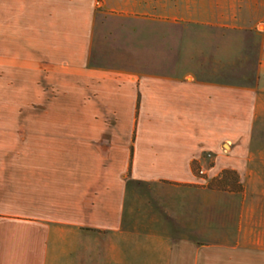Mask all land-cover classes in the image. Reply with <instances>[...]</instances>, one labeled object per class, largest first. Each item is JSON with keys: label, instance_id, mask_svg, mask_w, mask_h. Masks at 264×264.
I'll use <instances>...</instances> for the list:
<instances>
[{"label": "crops", "instance_id": "1", "mask_svg": "<svg viewBox=\"0 0 264 264\" xmlns=\"http://www.w3.org/2000/svg\"><path fill=\"white\" fill-rule=\"evenodd\" d=\"M172 245L264 264V0H0V264Z\"/></svg>", "mask_w": 264, "mask_h": 264}, {"label": "rangeland", "instance_id": "2", "mask_svg": "<svg viewBox=\"0 0 264 264\" xmlns=\"http://www.w3.org/2000/svg\"><path fill=\"white\" fill-rule=\"evenodd\" d=\"M226 178V184L223 182L222 184H215L218 188L222 190H229V191H236L237 185L235 184L236 178L233 174H226L224 175ZM223 177V178H224ZM198 246V251L191 250V248L187 245H172L169 246L170 249L167 251V256L170 259V264L175 263V259H179L180 263L181 260L191 258L192 256L199 257L201 259V262L208 263L209 264H239L240 260H248L252 261V263L256 261H261L262 258L256 256V250L249 251L250 255H241L239 249H229L227 246L230 245H196ZM233 246V245H232ZM196 252V253H195ZM194 254V255H193ZM165 251L164 248H161L159 250H151V253L148 252V258L156 261L159 258L165 257ZM144 257V252L142 248H137L135 253V264H143L142 260ZM173 262V263H172ZM184 264V263H183Z\"/></svg>", "mask_w": 264, "mask_h": 264}, {"label": "trees", "instance_id": "3", "mask_svg": "<svg viewBox=\"0 0 264 264\" xmlns=\"http://www.w3.org/2000/svg\"><path fill=\"white\" fill-rule=\"evenodd\" d=\"M231 172H228V171H224L223 173H222V177H224V175H226V174H230ZM232 174V173H231Z\"/></svg>", "mask_w": 264, "mask_h": 264}, {"label": "built area", "instance_id": "4", "mask_svg": "<svg viewBox=\"0 0 264 264\" xmlns=\"http://www.w3.org/2000/svg\"><path fill=\"white\" fill-rule=\"evenodd\" d=\"M208 157L210 156V155H207ZM199 174H202V171H199Z\"/></svg>", "mask_w": 264, "mask_h": 264}]
</instances>
